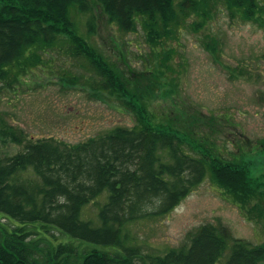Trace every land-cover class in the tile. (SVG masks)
<instances>
[{
	"label": "trees",
	"instance_id": "trees-1",
	"mask_svg": "<svg viewBox=\"0 0 264 264\" xmlns=\"http://www.w3.org/2000/svg\"><path fill=\"white\" fill-rule=\"evenodd\" d=\"M94 4L117 31L141 27L153 49L186 23L205 29L221 12L243 22L264 21V0H0V80L28 51L51 48L67 36L76 56L88 58L115 92L128 95L126 76L117 78L74 35L70 10L85 13ZM143 121L77 145L27 141L22 131L0 128L4 140L25 145L18 154H0V264H264V243L234 241L229 248V232L221 226L202 227L164 256L128 244L129 224L170 214L207 177L245 218L251 213L264 224V175L253 174L244 146L226 159L206 139L190 156L180 131ZM103 196L96 226L82 213Z\"/></svg>",
	"mask_w": 264,
	"mask_h": 264
},
{
	"label": "rangeland",
	"instance_id": "rangeland-1",
	"mask_svg": "<svg viewBox=\"0 0 264 264\" xmlns=\"http://www.w3.org/2000/svg\"><path fill=\"white\" fill-rule=\"evenodd\" d=\"M70 18L74 35L117 78L126 76L128 95L115 92L88 58L76 56L73 39L59 36L51 48L28 51L0 80V128L22 131L27 141L54 138L77 145L118 128L133 129L144 119L158 129L180 131L190 156L196 155V143L207 145L206 139L226 159L244 146L253 174L263 177L264 21L243 22L221 12L205 29L186 23L153 49L141 27L135 33L117 31L96 4L85 13L72 8ZM24 148L0 135L1 155ZM223 195L207 177L170 214L129 224L128 244L164 256L187 245L206 225L224 227L229 248L234 241L263 244L264 224L251 213L246 216L251 220L245 218ZM106 198L85 207L83 219L100 225ZM229 254L230 249L226 258Z\"/></svg>",
	"mask_w": 264,
	"mask_h": 264
}]
</instances>
